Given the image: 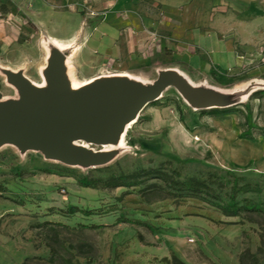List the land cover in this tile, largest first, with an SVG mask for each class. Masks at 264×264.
Returning a JSON list of instances; mask_svg holds the SVG:
<instances>
[{"label":"rangeland","instance_id":"1","mask_svg":"<svg viewBox=\"0 0 264 264\" xmlns=\"http://www.w3.org/2000/svg\"><path fill=\"white\" fill-rule=\"evenodd\" d=\"M8 14L0 0V65L39 83L49 42L25 20L13 27ZM102 68L98 75L121 71ZM0 92L17 97L2 73ZM250 95L210 113L191 109L169 87L139 113L117 156L96 169L0 147V264H264V211L232 216L221 209L231 192L240 204L247 198L264 207V94ZM140 169L205 180L209 194L172 197L159 179L105 189L76 180Z\"/></svg>","mask_w":264,"mask_h":264},{"label":"crops","instance_id":"2","mask_svg":"<svg viewBox=\"0 0 264 264\" xmlns=\"http://www.w3.org/2000/svg\"><path fill=\"white\" fill-rule=\"evenodd\" d=\"M7 4L13 27L25 20L43 37L71 46L69 67L83 77L80 81L97 76L102 67L120 68L121 74L144 81H152L159 69L175 68L194 84L226 91L232 90L230 84L233 90L251 86L250 94L264 89V0H7ZM187 116L195 120L190 111ZM196 119L199 122L198 115Z\"/></svg>","mask_w":264,"mask_h":264},{"label":"water","instance_id":"3","mask_svg":"<svg viewBox=\"0 0 264 264\" xmlns=\"http://www.w3.org/2000/svg\"><path fill=\"white\" fill-rule=\"evenodd\" d=\"M71 48L48 43L37 85L21 69L0 67L5 81L17 93L0 92V147L11 145L20 154L39 152L44 159L67 166L95 168L111 162L127 125L149 103L173 87L193 110L236 105L250 94L251 86L231 91L194 84L175 68L157 70L152 81L124 74H101L73 87L67 57ZM91 145L107 147L94 149Z\"/></svg>","mask_w":264,"mask_h":264},{"label":"trees","instance_id":"4","mask_svg":"<svg viewBox=\"0 0 264 264\" xmlns=\"http://www.w3.org/2000/svg\"><path fill=\"white\" fill-rule=\"evenodd\" d=\"M255 94H259L260 96L264 94V89L255 90L250 96L254 97ZM229 107L224 108H210V109H203L199 110L200 112H207L210 113H221L228 111ZM240 137H243V133L240 134ZM99 168V167H98ZM96 169V168H93ZM151 179H159L162 181L164 186L166 187L167 194L172 197H189V198H204L205 195L209 194V185L205 180L196 179L194 177L188 178H174L161 171L159 169H140L130 173H110L106 177H93L88 174L81 175L76 178L77 183L82 187H89V188H98V189H105V188H118V187H125L131 188L138 186L145 180ZM156 184H150L147 188L154 187ZM126 194V191H122L119 195L121 198L123 195ZM234 192H231L229 195L228 203L221 207L223 212L226 215L236 216L240 214L242 211H257L261 212L264 211V207L260 204L252 202L247 198H243V203H238L235 200ZM69 212H75L74 208L69 209ZM85 215L89 213V211H85ZM126 221V220H125ZM23 264H26L23 262ZM172 264H183L181 261L174 259Z\"/></svg>","mask_w":264,"mask_h":264},{"label":"bare ground","instance_id":"5","mask_svg":"<svg viewBox=\"0 0 264 264\" xmlns=\"http://www.w3.org/2000/svg\"><path fill=\"white\" fill-rule=\"evenodd\" d=\"M46 39H47V38H46ZM47 41H48L49 43H54L57 47H59V48H61V49H65V48H70V47H71L70 45H68V44H64V43H61V42H59V41H57V40H55V39H47ZM71 56H72V55L70 54V55L67 57V63H68V65H70V57H71ZM0 67L8 68V67L3 66V65H0ZM43 67H44V65L41 67V69H42ZM119 74H121V73H119ZM124 75H129V74L124 73ZM68 76H69V79H70L71 84H72L73 87H78V86H80V85H82V84H84V83H86V82H88V81L91 80V79H87V80L80 81V80H78V79H76V78L74 77L73 72H71V71H69ZM129 76H130V75H129ZM132 77H133V76H132ZM34 83H35V82H34ZM35 84H37V85H43V78H42L41 82H39V83H35ZM135 121H136V120H133V121H131V122L127 125V127H126V129H125V132L122 134V136H121V138H120V140H119V142H118V144H117L116 146H111V145H109L110 149H111V148H122V147H123V145H124V141H125V134H126V131H127V129H129V128L135 123Z\"/></svg>","mask_w":264,"mask_h":264},{"label":"built area","instance_id":"6","mask_svg":"<svg viewBox=\"0 0 264 264\" xmlns=\"http://www.w3.org/2000/svg\"><path fill=\"white\" fill-rule=\"evenodd\" d=\"M90 15L94 14L92 11L89 12ZM105 74H114V73H109L108 71Z\"/></svg>","mask_w":264,"mask_h":264}]
</instances>
